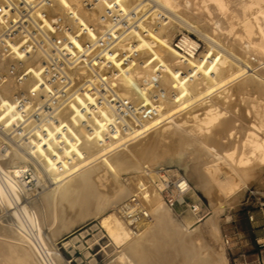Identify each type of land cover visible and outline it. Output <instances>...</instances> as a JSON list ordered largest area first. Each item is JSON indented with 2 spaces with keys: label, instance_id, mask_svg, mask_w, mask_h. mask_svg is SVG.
Masks as SVG:
<instances>
[{
  "label": "bare ground",
  "instance_id": "6f19581e",
  "mask_svg": "<svg viewBox=\"0 0 264 264\" xmlns=\"http://www.w3.org/2000/svg\"><path fill=\"white\" fill-rule=\"evenodd\" d=\"M7 1L0 264H65L55 241L94 216L121 264H229L221 217L264 195V0ZM184 27L209 40L200 56L175 43ZM174 166L210 199L204 223L164 202ZM134 194L151 211L137 236L120 214Z\"/></svg>",
  "mask_w": 264,
  "mask_h": 264
},
{
  "label": "rangeland",
  "instance_id": "374dc122",
  "mask_svg": "<svg viewBox=\"0 0 264 264\" xmlns=\"http://www.w3.org/2000/svg\"><path fill=\"white\" fill-rule=\"evenodd\" d=\"M184 34L189 35L192 39L199 43L198 56L203 54L210 42L202 34L195 30H189L184 27L183 32H178L175 38V43L179 42ZM254 71H251L252 73ZM173 174L182 173V170L177 166L169 168ZM179 175V174H178ZM123 177L128 179L130 175L124 173ZM31 178H29L30 180ZM34 182L28 183L29 188L33 186ZM107 180L99 184L102 191H107ZM246 192V193H245ZM244 192L240 203L233 205L227 209L221 217L220 229L222 235V242L225 247L226 256L229 264H260L264 258V252H261L258 245L257 232L264 229V195L262 191L257 189V186L251 185ZM204 192H195L192 190V196L195 199L201 198L204 202V207L212 213L213 208L210 205V199ZM209 199V200H208ZM188 202L189 199H188ZM175 211V210H174ZM176 213L182 220H189L192 224L204 223L206 218L197 220V217L191 212L187 205L180 207ZM254 216V221L250 217ZM205 226V230H204ZM206 225L201 227V232L207 238L208 227ZM203 228V229H202ZM207 229V232H205ZM229 233L234 238L233 243L228 246L225 242L224 235ZM211 240L210 247L216 249L220 248L221 242ZM219 243V244H218ZM54 247L58 256H61L65 264H121L115 258L116 253L120 248L113 243L108 236L106 230L101 226V219L94 216L82 224L76 225L72 230L65 233L59 240L55 241ZM236 260V262H235ZM263 264V263H262Z\"/></svg>",
  "mask_w": 264,
  "mask_h": 264
},
{
  "label": "built area",
  "instance_id": "2783aa9c",
  "mask_svg": "<svg viewBox=\"0 0 264 264\" xmlns=\"http://www.w3.org/2000/svg\"><path fill=\"white\" fill-rule=\"evenodd\" d=\"M5 3H8V1L5 0ZM159 176L165 183L162 194L164 202L168 206L179 211L181 206L187 205L197 217V220L204 219L210 214L204 207L202 199H195L192 196L191 183L184 176L173 174L169 169L159 170ZM188 199L190 202H188ZM120 214L127 223L133 236L139 235L142 232L144 223L151 218V211L147 207L146 200L143 196L136 194L121 205ZM250 219L254 221V216H251ZM224 239L228 246L234 241V238L229 233H225ZM258 245L261 252H264V234L261 239H258ZM262 263L264 264V258ZM262 263L260 261V264Z\"/></svg>",
  "mask_w": 264,
  "mask_h": 264
},
{
  "label": "crops",
  "instance_id": "0c3cea01",
  "mask_svg": "<svg viewBox=\"0 0 264 264\" xmlns=\"http://www.w3.org/2000/svg\"><path fill=\"white\" fill-rule=\"evenodd\" d=\"M263 234H264V229L258 230V232H257L258 239H261L263 237Z\"/></svg>",
  "mask_w": 264,
  "mask_h": 264
}]
</instances>
